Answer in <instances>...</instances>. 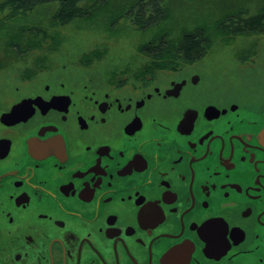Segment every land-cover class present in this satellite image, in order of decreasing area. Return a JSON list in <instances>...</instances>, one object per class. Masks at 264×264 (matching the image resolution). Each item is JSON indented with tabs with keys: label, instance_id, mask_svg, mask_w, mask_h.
I'll return each instance as SVG.
<instances>
[{
	"label": "flooded vegetation",
	"instance_id": "flooded-vegetation-1",
	"mask_svg": "<svg viewBox=\"0 0 264 264\" xmlns=\"http://www.w3.org/2000/svg\"><path fill=\"white\" fill-rule=\"evenodd\" d=\"M193 38L19 57L0 86V264H264V39L233 55L247 85L214 82Z\"/></svg>",
	"mask_w": 264,
	"mask_h": 264
},
{
	"label": "trees",
	"instance_id": "trees-1",
	"mask_svg": "<svg viewBox=\"0 0 264 264\" xmlns=\"http://www.w3.org/2000/svg\"><path fill=\"white\" fill-rule=\"evenodd\" d=\"M165 0H2L0 1V69L6 68L11 57L26 53L42 46L41 40L46 38H63L59 32L49 33V27L70 23L79 28L86 26L101 30L105 38L117 39L122 34H135L136 36L150 38V46H157L151 53L169 55L183 52L177 49L181 42L182 47L187 48V53H194L198 48L195 38H208V43H203L198 50L199 55L208 53L207 45L221 42V37L232 42L239 33H227V29H219L218 23L234 21L226 17V9L211 10L210 14L197 16L200 25L198 31L193 27L178 25L183 23L181 17L165 3ZM217 7V5H216ZM257 14L242 21L259 22L264 26V6ZM258 10V9H257ZM217 11V9H216ZM239 12V11H237ZM252 18H257L251 20ZM195 19V18H194ZM215 23L213 28L207 27L210 22ZM215 33V37L210 32ZM140 31V33L138 32ZM196 32V33H195ZM209 34V36L207 35ZM219 35V36H218ZM218 36V41L215 42ZM212 39V40H211ZM210 40L212 43H210ZM142 43L138 44V50L143 51ZM184 48V49H185ZM104 52H107L105 49ZM10 59V60H9ZM160 63V62H154Z\"/></svg>",
	"mask_w": 264,
	"mask_h": 264
},
{
	"label": "rangeland",
	"instance_id": "rangeland-1",
	"mask_svg": "<svg viewBox=\"0 0 264 264\" xmlns=\"http://www.w3.org/2000/svg\"><path fill=\"white\" fill-rule=\"evenodd\" d=\"M164 3L175 12L177 17H181L184 20L183 23L178 22V25H183L188 28L193 27L195 31H198V28H200V25L196 21L198 20V15L202 14L203 16H206L210 14V18H212L214 16L211 14L212 9L214 10L213 12L216 13L222 9H226V17L232 18L234 21L224 23L220 22L217 24L218 28L223 29V27H225L224 29L229 30L224 31V34L227 32L233 33V35H235V33L242 31L240 32L242 35L235 37L232 45L231 43L229 45V40H225L221 37V42H217V44H211L212 46H206L213 61L212 68L214 71H216L212 75L213 81L223 83V80L228 77L231 84L241 81H246L247 85L259 84L257 82V75L250 72L242 73L243 70H239V66L234 62L233 55L234 49H239L237 53H247L249 48L254 45V43H252L253 40L256 42L260 39H264V26L262 25L261 21L256 23L242 21L244 19L251 18L254 14H257V12L262 9L261 7L264 6V0H165ZM196 13L197 16L194 17ZM2 15L3 13H0V17ZM262 16L264 17V15H261L257 18L261 19ZM255 19L252 18L251 20ZM232 23H235V25H232ZM214 25L215 23L211 21L207 27L213 28ZM54 29H56V32H59L61 37H65L67 44V54H69L71 57L80 54L85 48L91 45V43L94 41L93 39H98L104 36V33L99 32L101 30H95L94 28L86 26L76 28L70 23L67 25L64 24L60 26L49 27L48 32L54 33ZM210 34L211 36L213 35V37H215V33H213L212 30ZM207 35L209 36V34ZM218 36H216L217 38L214 39L215 42L218 41ZM137 38H140V36H136L135 34H122L115 40L111 38L112 40H108L110 46L109 52L112 54H128L132 52L133 49L136 50L135 44L137 43ZM201 38L205 39L204 43H208V38ZM211 40L210 43H212ZM258 53L264 54V48L263 51L260 50ZM26 55L28 56L27 60L30 59L33 55V51L30 50L26 53L11 57V61L9 62V64L12 66L11 69L7 68L8 65L6 68L0 69V86L2 84H11L13 79L9 74L12 72H9V70H16L15 62L19 60V57ZM259 68L258 77L259 79L264 80V66H260ZM223 70H228L229 75H224Z\"/></svg>",
	"mask_w": 264,
	"mask_h": 264
}]
</instances>
